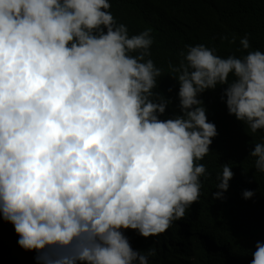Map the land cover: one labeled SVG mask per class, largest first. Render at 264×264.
Wrapping results in <instances>:
<instances>
[{"label": "clouds", "instance_id": "obj_1", "mask_svg": "<svg viewBox=\"0 0 264 264\" xmlns=\"http://www.w3.org/2000/svg\"><path fill=\"white\" fill-rule=\"evenodd\" d=\"M111 6L0 0V211L40 264H149L155 248L134 250L123 230L158 236L199 200L196 162L218 135L199 93L227 85L229 113L264 129V51L188 46L171 68L183 115L161 120L151 29L130 36ZM250 156L264 173V142ZM233 176L225 164L216 198ZM251 254L264 264V242Z\"/></svg>", "mask_w": 264, "mask_h": 264}, {"label": "trees", "instance_id": "obj_2", "mask_svg": "<svg viewBox=\"0 0 264 264\" xmlns=\"http://www.w3.org/2000/svg\"><path fill=\"white\" fill-rule=\"evenodd\" d=\"M117 23L125 24L129 35L151 29L150 57L161 69L155 93L169 103L161 120L183 115L178 79L171 68L178 67L181 52L203 44L221 57H241L249 51H264V0H110ZM247 36L249 49H242ZM227 37V39H223ZM235 38V43L230 41ZM136 55V53H132ZM231 79V78H230ZM218 85L198 94L209 122L218 135L212 138L210 152L198 164L206 174L200 178L199 200L186 209L185 217L174 221L162 234L144 237L126 229L134 250L149 256V264H251L256 243L264 242V173L255 168L250 156L255 144L264 142V129L250 133L244 122L230 114L224 89ZM223 97V98H222ZM227 164L234 173L222 197L215 193L218 176ZM245 190L254 195L245 198ZM14 225L0 211V264H40L36 250L26 251L19 244ZM84 264V262H78Z\"/></svg>", "mask_w": 264, "mask_h": 264}]
</instances>
